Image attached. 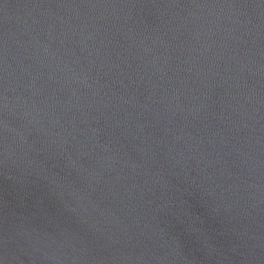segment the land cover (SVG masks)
I'll use <instances>...</instances> for the list:
<instances>
[{"label":"water","instance_id":"95a60500","mask_svg":"<svg viewBox=\"0 0 264 264\" xmlns=\"http://www.w3.org/2000/svg\"><path fill=\"white\" fill-rule=\"evenodd\" d=\"M0 264H264V0H0Z\"/></svg>","mask_w":264,"mask_h":264}]
</instances>
